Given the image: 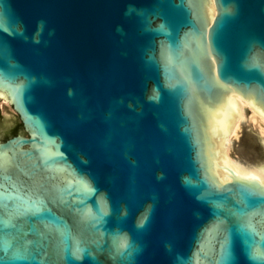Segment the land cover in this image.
Wrapping results in <instances>:
<instances>
[{
	"label": "water",
	"instance_id": "obj_1",
	"mask_svg": "<svg viewBox=\"0 0 264 264\" xmlns=\"http://www.w3.org/2000/svg\"><path fill=\"white\" fill-rule=\"evenodd\" d=\"M213 1L0 0V264H264L223 138L232 92L264 115V0Z\"/></svg>",
	"mask_w": 264,
	"mask_h": 264
},
{
	"label": "bare ground",
	"instance_id": "obj_2",
	"mask_svg": "<svg viewBox=\"0 0 264 264\" xmlns=\"http://www.w3.org/2000/svg\"><path fill=\"white\" fill-rule=\"evenodd\" d=\"M209 13L211 20L213 21L217 14V9L213 0L209 8ZM0 95L4 96V93H1ZM3 98L6 102H10L6 97ZM232 98H235L236 118L230 128L229 137H223L227 154L237 165L256 172L264 177V115L241 94L232 92ZM247 113H251V116L248 117ZM250 119L253 125L258 124V130H254L257 131V134L254 135L253 133L248 132L242 138L238 150L241 156V160H239L232 156L233 145L241 138L243 126Z\"/></svg>",
	"mask_w": 264,
	"mask_h": 264
},
{
	"label": "rangeland",
	"instance_id": "obj_3",
	"mask_svg": "<svg viewBox=\"0 0 264 264\" xmlns=\"http://www.w3.org/2000/svg\"><path fill=\"white\" fill-rule=\"evenodd\" d=\"M250 114L251 113H247L248 117L251 116ZM21 125L22 122L19 118L18 113L13 108L12 104L10 102H6L4 98L0 96V134L15 135L17 134V130ZM252 125L253 123L251 122V119L244 124L243 131L241 132V138L238 139L233 145L232 156L234 158H238L239 160H241V156L238 150L240 148L239 146L241 144L242 138L244 137V133L248 131L253 133L254 135L257 134V131L254 130H258V124H254L255 126Z\"/></svg>",
	"mask_w": 264,
	"mask_h": 264
},
{
	"label": "flooded vegetation",
	"instance_id": "obj_4",
	"mask_svg": "<svg viewBox=\"0 0 264 264\" xmlns=\"http://www.w3.org/2000/svg\"><path fill=\"white\" fill-rule=\"evenodd\" d=\"M19 118H20V116H19ZM20 120H21V118H20ZM22 122V121H21ZM23 124V123H22ZM19 134V133H18ZM15 135H17V134H15ZM14 135H12L11 137H13ZM10 138V137H9Z\"/></svg>",
	"mask_w": 264,
	"mask_h": 264
}]
</instances>
